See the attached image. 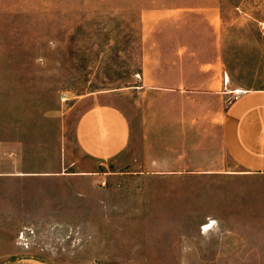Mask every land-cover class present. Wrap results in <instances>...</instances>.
<instances>
[{
    "label": "rangeland",
    "instance_id": "1",
    "mask_svg": "<svg viewBox=\"0 0 264 264\" xmlns=\"http://www.w3.org/2000/svg\"><path fill=\"white\" fill-rule=\"evenodd\" d=\"M182 67L191 84L216 83V129L208 104L184 126L150 105L151 74L176 85ZM239 89H264V0H0V264H264V176L198 172L238 171L218 121ZM92 99L122 107L133 133L144 128L131 174L101 173L75 149ZM59 123L76 179L22 177L57 167ZM182 156L188 173H160ZM38 196L54 198L40 205L56 218L34 213Z\"/></svg>",
    "mask_w": 264,
    "mask_h": 264
},
{
    "label": "crops",
    "instance_id": "2",
    "mask_svg": "<svg viewBox=\"0 0 264 264\" xmlns=\"http://www.w3.org/2000/svg\"><path fill=\"white\" fill-rule=\"evenodd\" d=\"M202 68L206 69L207 66ZM203 69L200 70L202 71ZM160 76L161 74L158 75L157 73H152L150 76V92L152 94L150 105L152 107H165V113L158 114V118H161L165 124L171 126L195 125L205 116L199 115L200 109L208 104L209 107H212L210 109L212 113L207 116V125L216 129V108L217 100H219L216 83H214L213 87L207 88L205 87L206 76L198 75L195 78L196 81L191 84L189 75L184 73V67L181 70V82L176 85L166 83L165 87L161 86L163 80L167 81L168 77L167 74L164 79L160 78ZM140 89H143V87L139 86L138 90ZM233 92L235 94L233 99L218 121V136L225 155L238 171L208 170L198 172L231 178L264 176V89L240 90L239 93ZM135 94L141 96V93L136 92ZM89 98L85 97L83 100H88ZM163 100L164 102H162ZM91 101L77 114L73 132L75 149L81 155L95 162L97 166L100 165L103 169L101 173L106 174L104 169L109 165H114L123 169V171H119L120 174H131L128 171L132 167L139 165L141 153L145 150L144 128L142 127L138 133H133L129 115L122 107L108 102H96L93 99ZM134 107H137V105H134ZM78 108L81 109L82 107ZM157 112L161 113L160 110ZM62 128L64 127L59 123L58 153L60 159L57 167L49 169L45 167L28 168L25 169L22 177H35V173L39 172L42 174L38 176L43 178L76 179L78 176L76 171L67 172L75 164L73 162L63 163L61 160V151L63 150L65 154ZM172 167L160 173L177 175L188 173L186 171H189L184 168L183 156L181 164L179 165L177 160L172 163ZM38 182L41 183L42 181ZM74 184V188H76V181H74ZM52 199L54 198L44 199L38 196L36 199H31L30 197L29 203L37 204L36 207L33 206V209H37L34 213H41V216L51 214L46 219H54L56 218L54 216L55 213L48 212L47 207L40 205L47 204L48 206L55 203ZM68 203H71V201L69 200ZM71 218L72 215H70ZM218 218L222 217L217 216ZM228 218L238 219L241 217L233 214ZM25 235L27 234L25 233ZM11 251L15 252L14 255L27 254L24 250L17 247H14ZM15 261L20 263H48L43 258H35L33 256H20L15 258Z\"/></svg>",
    "mask_w": 264,
    "mask_h": 264
},
{
    "label": "bare ground",
    "instance_id": "3",
    "mask_svg": "<svg viewBox=\"0 0 264 264\" xmlns=\"http://www.w3.org/2000/svg\"><path fill=\"white\" fill-rule=\"evenodd\" d=\"M207 225V224H206ZM212 225V224H211ZM211 227V226H210ZM209 226H204L203 227V230H207V229H209L210 228Z\"/></svg>",
    "mask_w": 264,
    "mask_h": 264
},
{
    "label": "built area",
    "instance_id": "4",
    "mask_svg": "<svg viewBox=\"0 0 264 264\" xmlns=\"http://www.w3.org/2000/svg\"><path fill=\"white\" fill-rule=\"evenodd\" d=\"M26 245V244H25Z\"/></svg>",
    "mask_w": 264,
    "mask_h": 264
}]
</instances>
